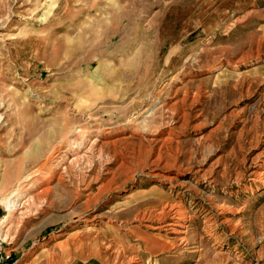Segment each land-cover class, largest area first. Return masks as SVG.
<instances>
[{
    "label": "rangeland",
    "instance_id": "374dc122",
    "mask_svg": "<svg viewBox=\"0 0 264 264\" xmlns=\"http://www.w3.org/2000/svg\"><path fill=\"white\" fill-rule=\"evenodd\" d=\"M0 115L12 264H264V0H0Z\"/></svg>",
    "mask_w": 264,
    "mask_h": 264
},
{
    "label": "built area",
    "instance_id": "2783aa9c",
    "mask_svg": "<svg viewBox=\"0 0 264 264\" xmlns=\"http://www.w3.org/2000/svg\"><path fill=\"white\" fill-rule=\"evenodd\" d=\"M7 210L0 202V224L4 221L5 215H7ZM0 231H3V228H0ZM10 243L3 239L2 235L0 234V264H12L13 260V253L12 250L9 248Z\"/></svg>",
    "mask_w": 264,
    "mask_h": 264
},
{
    "label": "bare ground",
    "instance_id": "6f19581e",
    "mask_svg": "<svg viewBox=\"0 0 264 264\" xmlns=\"http://www.w3.org/2000/svg\"><path fill=\"white\" fill-rule=\"evenodd\" d=\"M0 117H1V115H0ZM24 178H26V177H24ZM2 186H3V178L0 177V202L4 206V208L8 211V214H10L17 206V204L13 202V196L17 195L18 190H17V188H14L10 191V193H5ZM179 216H180V214H179ZM175 218H176V216H175Z\"/></svg>",
    "mask_w": 264,
    "mask_h": 264
},
{
    "label": "crops",
    "instance_id": "0c3cea01",
    "mask_svg": "<svg viewBox=\"0 0 264 264\" xmlns=\"http://www.w3.org/2000/svg\"><path fill=\"white\" fill-rule=\"evenodd\" d=\"M3 186H4V184H3ZM3 186H2V187H3ZM91 264H92V263H91ZM94 264H95V263H94Z\"/></svg>",
    "mask_w": 264,
    "mask_h": 264
}]
</instances>
